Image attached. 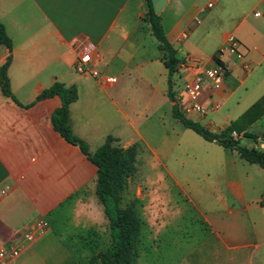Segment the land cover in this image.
Wrapping results in <instances>:
<instances>
[{
  "label": "crops",
  "instance_id": "0c3cea01",
  "mask_svg": "<svg viewBox=\"0 0 264 264\" xmlns=\"http://www.w3.org/2000/svg\"><path fill=\"white\" fill-rule=\"evenodd\" d=\"M244 2L167 0L160 13L168 39L178 53L185 51L181 62L192 58L214 65L218 57L227 66L223 85L208 84L202 96L206 106L220 107L185 113L212 131L229 126L264 96V0L249 10ZM148 11L146 0H0V22L13 40L12 50L0 45V67L11 53L8 77L23 105L57 80L76 85L79 97L70 105V123L90 151L109 135L126 149L138 144V153L144 142L154 164L165 168L200 217L182 264H264V167L174 116L165 52L154 41ZM229 35L241 41L243 59L229 51ZM87 43L99 55L93 67L116 76L115 84L105 85L92 73L75 75ZM154 47L159 53L152 57ZM154 67L164 71L158 78ZM181 73L173 77L174 90L182 84L179 101L190 77L186 69ZM142 98L147 117L140 124L135 106ZM61 104L55 95L23 106L0 87V242H21L37 219L50 224L9 264H98L89 260L110 243L109 220L96 194L97 166L53 125L52 114ZM144 124L149 127L142 131ZM239 129L243 145L264 148V113ZM246 131L257 141L243 136ZM153 134L159 147L151 145ZM175 148L179 156L168 159ZM142 199L152 210L154 198L147 200L145 193ZM150 215L151 227L168 228L160 211Z\"/></svg>",
  "mask_w": 264,
  "mask_h": 264
},
{
  "label": "trees",
  "instance_id": "16d2710c",
  "mask_svg": "<svg viewBox=\"0 0 264 264\" xmlns=\"http://www.w3.org/2000/svg\"><path fill=\"white\" fill-rule=\"evenodd\" d=\"M149 11L145 18L150 23L155 37L160 43V48L165 52L164 61L168 68V95L174 101L173 114L186 127L193 129L209 141H217L226 148L236 149L245 160L264 167V148L248 147L241 143L239 137H233L232 132L241 130L239 126L250 123L264 113V96L253 104L243 115L233 121L229 126L220 131H212L185 115L181 110L179 101L173 91V77L178 72L181 59L178 50L167 37L161 23V15L155 13L152 0H146ZM0 45H5L12 50L13 40L9 36L6 26L0 22ZM217 61L222 62L218 57ZM12 61V54L7 57L6 62L0 67V87L2 92L12 97L18 104L23 105L14 95L8 77V69ZM58 95L62 104L52 114V122L55 129L71 144L77 145L88 158L97 166L96 194L104 206V212L109 220L110 243L104 249L93 255L89 263L98 264H138V244L143 226V219L139 215L135 201L122 206L128 178L137 169L138 144L124 148L115 142L117 139L109 135L105 142L94 152L90 151L89 144L78 136L70 123V105L79 97L76 85H67L61 81H55L50 87L45 88L35 101L23 105L31 106L37 101ZM238 133V134H239ZM243 136L254 138L257 135L244 132Z\"/></svg>",
  "mask_w": 264,
  "mask_h": 264
},
{
  "label": "rangeland",
  "instance_id": "374dc122",
  "mask_svg": "<svg viewBox=\"0 0 264 264\" xmlns=\"http://www.w3.org/2000/svg\"><path fill=\"white\" fill-rule=\"evenodd\" d=\"M197 1L199 3L208 2V0ZM244 3H247L246 10H249L253 7V4L256 3V0H245ZM154 41L157 43L158 40L154 38ZM184 52L185 51L182 49L178 53V57L181 60V54ZM150 53L152 54V57L154 54H158V48H152ZM161 70L159 67L156 69L154 67L153 73L157 78L160 76V73L163 74L162 72L164 71ZM74 73L76 76L80 77V73L76 71ZM176 74L180 77L182 76L181 67H179ZM173 91L179 101L180 97L183 95L182 84H180L178 90H174L173 88ZM135 107L137 114L141 116L140 119H138L141 124L147 117L141 113L144 107L143 98ZM120 120H122V118ZM145 125L146 124L140 127L142 131L144 130ZM148 138L151 140V145L159 147V137H157L156 134L148 136ZM182 143L185 144V142ZM139 146L137 169L135 173L128 178V184L122 202V206H126L135 201L139 215L143 219V226L138 244L137 263L182 264L183 255L191 247L189 240H191V236L196 234L199 230L200 217L189 200L184 196L182 190L179 189L175 182L170 178L165 171V168L154 164L155 161L152 151L143 141H140ZM178 149L175 148L172 151V157L168 159L175 160L176 155L179 156ZM191 159L193 158L190 157V160ZM145 193L147 194V200L152 197L154 198L152 199V201L155 202L151 206L152 210L149 209V207L144 206L142 197H144ZM153 210L160 211L163 214L162 220H165V224L168 225V228L158 229V225L150 226L152 221V215H150V213ZM159 218L160 216L158 219ZM179 240L182 242H179Z\"/></svg>",
  "mask_w": 264,
  "mask_h": 264
},
{
  "label": "built area",
  "instance_id": "2783aa9c",
  "mask_svg": "<svg viewBox=\"0 0 264 264\" xmlns=\"http://www.w3.org/2000/svg\"><path fill=\"white\" fill-rule=\"evenodd\" d=\"M256 16H262L261 11L255 12ZM241 41L234 35L228 36V49L234 53L238 58L243 59L245 52L241 49ZM94 55L99 56L95 52V46L92 43L84 45L81 54L77 57L75 62V69L80 74L92 73L94 76H99L102 83L105 85H113L118 81V78L113 75H101L100 72L93 67ZM181 69L188 70L190 77L185 83L184 97L181 99L179 105L184 113L198 112L206 114L209 110H215L220 107L219 103H214L211 106H206L202 102V96L206 86L209 84L216 89L223 85L227 74V66L223 62H217L214 65H207L200 60L187 58L180 64ZM248 68V64L245 65ZM233 137H239L236 131L232 132ZM2 195L8 193V188L1 190ZM264 201V197H263ZM49 221L40 218L32 222L29 227L23 231V240L17 244L6 246L0 242V264H9L11 261L17 259L25 246L35 241L39 236L49 229Z\"/></svg>",
  "mask_w": 264,
  "mask_h": 264
},
{
  "label": "water",
  "instance_id": "95a60500",
  "mask_svg": "<svg viewBox=\"0 0 264 264\" xmlns=\"http://www.w3.org/2000/svg\"><path fill=\"white\" fill-rule=\"evenodd\" d=\"M154 4V11L160 14L164 6L167 4V0H152Z\"/></svg>",
  "mask_w": 264,
  "mask_h": 264
}]
</instances>
